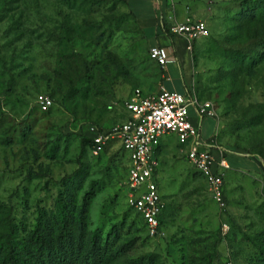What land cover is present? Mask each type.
<instances>
[{
	"label": "rangeland",
	"instance_id": "rangeland-1",
	"mask_svg": "<svg viewBox=\"0 0 264 264\" xmlns=\"http://www.w3.org/2000/svg\"><path fill=\"white\" fill-rule=\"evenodd\" d=\"M191 2L204 10L209 37L191 53L190 96L210 102L214 116L204 129L231 154L226 209L214 204L176 141L164 139L162 230L149 236L128 203L127 155L111 139L99 158L83 156L88 177L76 200L79 206L92 195L88 231L103 240L115 227L118 244L129 246L107 264L141 257L152 264H264V0ZM150 34L122 0H0V235L9 220L12 236L24 239L38 212L53 209L57 182L76 169L81 137L119 126L132 94L158 87ZM39 95L52 100L46 113L38 110Z\"/></svg>",
	"mask_w": 264,
	"mask_h": 264
},
{
	"label": "built area",
	"instance_id": "built-area-1",
	"mask_svg": "<svg viewBox=\"0 0 264 264\" xmlns=\"http://www.w3.org/2000/svg\"><path fill=\"white\" fill-rule=\"evenodd\" d=\"M178 1L168 0V3L173 8ZM167 32L171 37L184 39L189 53L195 42L209 36L206 22L191 18L173 22L167 27ZM148 56L161 68L172 62L167 50L162 47L149 48ZM36 104L40 112H46L52 106V100L46 95H39ZM190 107L195 108L199 117L214 116L210 102H201L195 97L165 89L151 95L135 91L125 103L128 118L123 123L109 132L92 130L86 135L91 141L89 152L92 157L102 153L109 140H118L128 160V203L141 217L151 237L161 234L159 217L165 207L157 183L158 149L165 137L176 139L188 164L202 176L214 204L221 211L226 209L224 176L229 166L224 159L225 154L211 139L200 144L198 128L189 119ZM227 232L228 226L223 224L221 235L225 236ZM226 264H231L229 259Z\"/></svg>",
	"mask_w": 264,
	"mask_h": 264
},
{
	"label": "trees",
	"instance_id": "trees-1",
	"mask_svg": "<svg viewBox=\"0 0 264 264\" xmlns=\"http://www.w3.org/2000/svg\"><path fill=\"white\" fill-rule=\"evenodd\" d=\"M122 1L125 5V0ZM245 13L247 16L252 17L254 10L250 8ZM128 15L134 21V17L129 12ZM164 32L171 37L167 32L165 24ZM195 43L193 44L192 51L194 50ZM226 55L232 58L231 51H227ZM233 55L238 57L235 53ZM10 144L11 141L9 140L4 145ZM109 144L110 142L107 143L102 153L97 157H90L95 159L99 158L105 153ZM90 148L91 141L86 135L82 136L80 139V154L76 161V169L72 173L63 176L57 182L59 188L56 193L53 209L50 212H38L32 230L24 239L16 240L12 236L14 234V226L9 220L6 221V231L0 235V264H107L122 257L129 250L127 244H118L120 235L119 230L115 227L112 228L103 240L97 231L90 232L87 230L88 206L92 196L90 192L83 197L81 204L77 206V193L82 189L88 177V166L82 159L87 152L90 155ZM230 155V153H226L224 156L229 170L231 169ZM229 170L225 172V175ZM162 214L159 217L161 230ZM137 216L146 229L141 217L138 214ZM129 264H152V262L150 259L141 257L130 261Z\"/></svg>",
	"mask_w": 264,
	"mask_h": 264
},
{
	"label": "crops",
	"instance_id": "crops-1",
	"mask_svg": "<svg viewBox=\"0 0 264 264\" xmlns=\"http://www.w3.org/2000/svg\"><path fill=\"white\" fill-rule=\"evenodd\" d=\"M191 1L180 0L171 8L168 0H125V8L134 17V22L137 27L142 32L145 30L151 32L149 38L150 43H147L149 46L148 49L151 47L165 48L172 61L162 68L158 66L160 70L158 87L150 92L152 94H156V91L161 88L167 91L177 92L186 97H191L190 92L194 70L191 53L186 51V42L184 39L180 37H169L164 32V24L167 28L173 22H184L187 18L204 20V10L202 11L198 5ZM144 37L146 40L145 35ZM188 112L190 121L198 128L200 144L208 142L213 135L208 130H205L204 126L207 123L209 127L212 124L211 120L213 118L199 117L193 107H190ZM167 138H173L176 141L174 137L163 138L158 150L159 157L163 140ZM200 149H203V147L200 146Z\"/></svg>",
	"mask_w": 264,
	"mask_h": 264
}]
</instances>
